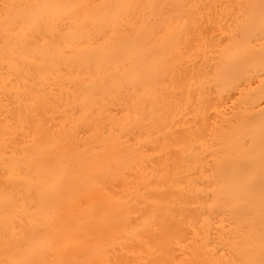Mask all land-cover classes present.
<instances>
[{
    "label": "bare ground",
    "instance_id": "obj_1",
    "mask_svg": "<svg viewBox=\"0 0 264 264\" xmlns=\"http://www.w3.org/2000/svg\"><path fill=\"white\" fill-rule=\"evenodd\" d=\"M0 264H264V0H0Z\"/></svg>",
    "mask_w": 264,
    "mask_h": 264
}]
</instances>
